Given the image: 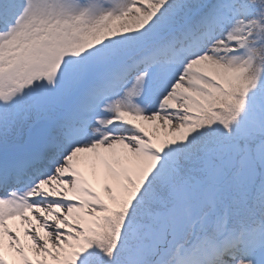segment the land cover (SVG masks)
I'll list each match as a JSON object with an SVG mask.
<instances>
[{
  "label": "snow or ice",
  "instance_id": "obj_1",
  "mask_svg": "<svg viewBox=\"0 0 264 264\" xmlns=\"http://www.w3.org/2000/svg\"><path fill=\"white\" fill-rule=\"evenodd\" d=\"M0 264H264V0H0Z\"/></svg>",
  "mask_w": 264,
  "mask_h": 264
}]
</instances>
